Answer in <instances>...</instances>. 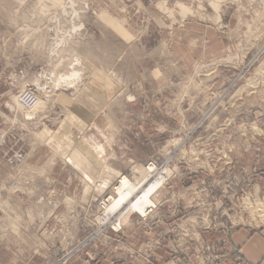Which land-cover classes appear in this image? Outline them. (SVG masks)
<instances>
[{
	"label": "rangeland",
	"instance_id": "374dc122",
	"mask_svg": "<svg viewBox=\"0 0 264 264\" xmlns=\"http://www.w3.org/2000/svg\"><path fill=\"white\" fill-rule=\"evenodd\" d=\"M150 164L156 206L113 231L102 203ZM249 233L264 0H0V264H252Z\"/></svg>",
	"mask_w": 264,
	"mask_h": 264
},
{
	"label": "bare ground",
	"instance_id": "6f19581e",
	"mask_svg": "<svg viewBox=\"0 0 264 264\" xmlns=\"http://www.w3.org/2000/svg\"><path fill=\"white\" fill-rule=\"evenodd\" d=\"M74 69L76 70V68H74ZM71 71H74V70H71ZM77 71H76V73L72 72V74H77ZM64 77H67V76L64 75L63 78ZM63 78H62V80H63ZM59 81H61V80H59ZM26 89L33 92L37 98V104L35 106L36 110L40 109L41 107H43L45 105V99H43L42 95L40 96V95L36 94L37 92L35 93L34 92L35 90L31 87L26 88ZM15 99H17V98H15ZM19 102H20L19 100H16L14 106H16V105L19 106ZM138 168L139 167H137V171L139 173H142L143 168H139V169ZM151 171H153L151 168H149V170H146L144 172V175L138 181H135V182L132 180L130 181L128 177L122 178L123 181L121 182V186L119 189H117L118 190L117 192H119L118 198L117 199L115 198L114 202H112V204L110 203L111 205H109L108 207H107V205L105 206L106 207V213L103 215L106 217L107 220H109V218H110L111 214H113L114 210H117L122 205V203L125 204V207L124 208L122 207L123 209L121 208V210H123L122 213L124 212L126 214L123 216H120V218H119L120 221H118L119 226H120V223L122 224V222H128V220L130 219V214H131L132 210L135 209V210L139 211L141 214H145L146 211L152 209V205H154L153 197L158 194L157 192H160V188H161V186H164L165 181L160 177L157 179L152 177ZM166 174L169 175L168 170L166 171ZM144 182L146 184H148L150 182L151 184L149 183V185L147 187H146V185H145V187L143 186V189L140 190L139 187L142 184H144ZM154 206H156V205H154ZM122 213H121V215H122Z\"/></svg>",
	"mask_w": 264,
	"mask_h": 264
},
{
	"label": "crops",
	"instance_id": "0c3cea01",
	"mask_svg": "<svg viewBox=\"0 0 264 264\" xmlns=\"http://www.w3.org/2000/svg\"><path fill=\"white\" fill-rule=\"evenodd\" d=\"M235 242H237L238 247H242L241 245H243L244 256L248 258L252 264H264V239L256 238V235L252 236V234L249 233V235L244 236V238H236ZM13 264H16L15 260Z\"/></svg>",
	"mask_w": 264,
	"mask_h": 264
},
{
	"label": "built area",
	"instance_id": "2783aa9c",
	"mask_svg": "<svg viewBox=\"0 0 264 264\" xmlns=\"http://www.w3.org/2000/svg\"><path fill=\"white\" fill-rule=\"evenodd\" d=\"M19 101H20V104H21V107L23 108V109H25V110H28V109H32V108H34L35 106H36V104H37V98H36V96L34 95V93H32V92H30V91H24V92H22L21 94H20V96H19ZM150 167L149 168H151L153 171H151V173L153 174L154 172H155V166L153 165V164H150L149 165ZM149 168H148V170H149ZM166 174V173H165ZM156 175H158V174H156ZM154 177V176H153ZM160 177V176H159ZM158 177V178H159ZM155 178V177H154ZM161 178V177H160ZM163 179V178H162ZM102 205H104V207L107 205L105 202L104 203H102ZM150 212H152V210L150 211ZM104 216V215H103ZM105 217V216H104ZM105 219H106V217H105ZM105 221H107V220H105ZM115 225V224H114ZM116 228H117V230H114L113 229V231H115V232H118V230H121V227L118 225V223H117V225L115 226Z\"/></svg>",
	"mask_w": 264,
	"mask_h": 264
}]
</instances>
